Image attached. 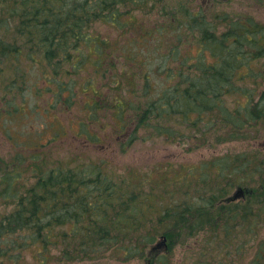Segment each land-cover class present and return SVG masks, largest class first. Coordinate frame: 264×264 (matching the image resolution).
I'll use <instances>...</instances> for the list:
<instances>
[{"label":"trees","instance_id":"16d2710c","mask_svg":"<svg viewBox=\"0 0 264 264\" xmlns=\"http://www.w3.org/2000/svg\"><path fill=\"white\" fill-rule=\"evenodd\" d=\"M129 10L154 13L161 20L153 29L166 38H159L163 46L154 54L160 62L157 70L152 67L156 58L137 57L141 71L126 80L134 98L104 103L114 125L121 129L130 118L137 119L136 131L144 128L145 138H160L170 145L193 140H201V146L209 141L220 145L260 138L264 25L244 15L214 12L199 0L195 8L187 0H0V65L6 64L5 58L15 60L6 86L17 87L19 78L23 80L16 61L24 57L42 70L52 69L53 76L44 74L43 81L47 91L55 88L56 100L63 99L62 92H67L66 101L74 100V77L80 69L90 66L97 72L105 64L101 39L95 38L84 55L82 38L89 43L85 28L97 21L114 23ZM219 19L220 27L215 24ZM176 30L182 35L170 40ZM191 45L195 53L189 51ZM69 58H73L71 69L66 70L63 64ZM114 72L111 86L117 91L120 77ZM64 76H70V82L63 83ZM248 82L250 89L242 88ZM242 96L244 100L239 99ZM98 104L82 117L85 132L86 123L103 125L97 115L103 106ZM88 139L95 143L97 135ZM69 160L39 175L29 196L21 193L23 186L18 184L21 168L12 163L0 167V192L15 198L16 206L14 212L0 216V264L136 260L170 264L166 254L175 233L201 243L193 264H264L262 150H243L197 168L176 169L174 177L182 175L181 180L166 181L161 193L162 183L155 189L152 180L145 185L135 178L109 175L103 170L104 160ZM233 190V195L241 191V196L227 198ZM162 236L170 243L167 251L159 245ZM107 253L111 259L102 262Z\"/></svg>","mask_w":264,"mask_h":264},{"label":"rangeland","instance_id":"374dc122","mask_svg":"<svg viewBox=\"0 0 264 264\" xmlns=\"http://www.w3.org/2000/svg\"><path fill=\"white\" fill-rule=\"evenodd\" d=\"M197 1L187 0V3L195 8ZM199 2L203 6L209 5L214 12L226 11L232 17L244 15L264 25V0H199ZM160 20L152 12L129 10L127 14L121 12L114 23L97 21L85 28L84 34L88 36L89 43H85L82 38L81 46L84 55H87L92 48L95 38L101 39L105 41L103 51L106 53L102 55L105 64L98 72L90 66L80 69L78 75L74 77L76 82L73 90L74 100L66 101L67 92H62V100H56L55 88H51L52 92L47 91V86L43 81L44 74L52 75V69L45 67L42 70L40 66L24 57L16 61L19 69L21 68L20 73L23 74V80L19 73L20 81L17 82L19 86L13 88L6 86L14 74L15 60L13 58L4 59L6 64L0 65V167L3 165L6 167L7 164L12 163L19 170L21 168L22 184L20 179L18 180L19 186H23L21 193H27L26 195L29 196L28 192L38 182L39 175L49 171L56 163L62 161L70 163V158L79 157L80 163L84 159L93 162L104 160L106 169L103 167V170L109 175L115 178L120 175L135 178L144 182L145 185L147 181L152 180L151 185L155 189L162 183L159 189L161 193L164 191L166 181L181 180L182 175L174 177L173 174V171L181 167H184V170L185 168L187 170L197 168L208 160L223 159L227 154L243 150L264 152V128L259 132L261 133L260 138L248 139L249 141H232L220 145L209 141V145L201 146L199 144L201 140H193L191 145L180 141L170 145L160 138H145L148 134L144 128L136 131L137 119L133 121L130 118L127 126L121 129L116 124L114 125V120L108 111L109 108L105 110L103 105L111 103V100L116 98L124 97L126 100L134 98L127 89L126 80L131 79L132 73L141 71V64L139 60L137 61V57L142 61L146 57L151 60L156 58L155 53L161 51L163 44L160 43L162 39L159 38H166V36L153 29ZM216 21L215 24L218 27L223 24L220 19ZM149 31L159 40L151 33L148 34ZM181 35L182 31L177 32L176 30L170 33L169 38L172 40L173 37ZM188 48L191 53H195L193 45ZM156 60L152 65L154 70L160 67L159 58L157 57ZM72 61L73 58H69V61L63 64L66 70L71 69ZM261 61H264V57ZM113 72L114 74L117 72L120 77L117 78L119 88L117 91L115 86H111ZM242 74L248 75V72L243 70ZM70 79V76L62 77L63 83L70 82ZM90 83L94 84L90 85ZM87 84L89 86L84 87ZM250 87L249 82L242 85L244 89H250ZM136 88L139 92L140 86ZM10 89H13L12 92L9 91ZM93 89L97 92L96 95ZM239 99L244 100V97H239ZM94 103L103 106L99 111L97 110V115L103 118V125L100 127L97 122L86 123L87 131L85 132L80 129L82 126L80 120L86 121L82 118L87 113L85 105ZM92 134L97 135L95 143L88 139ZM132 137L135 139L133 140ZM196 146L198 147L194 150H188L189 147ZM233 193L234 190L229 192L227 198L232 197ZM14 200L15 198L5 197L0 192V216L14 212L16 209L13 204ZM159 239H162L159 245L167 251L170 243L165 236ZM171 239L173 244H170L166 254L170 264H193L198 261L197 252L201 243L194 244V239L190 237L187 239L186 235L178 236L176 233L175 238L171 235ZM107 259H111L109 253L102 257V262ZM72 264L85 263L74 262ZM130 264L144 263L136 260Z\"/></svg>","mask_w":264,"mask_h":264},{"label":"flooded vegetation","instance_id":"af4514ba","mask_svg":"<svg viewBox=\"0 0 264 264\" xmlns=\"http://www.w3.org/2000/svg\"><path fill=\"white\" fill-rule=\"evenodd\" d=\"M92 91H93L94 94L97 93L94 89H93ZM66 104H67V103H66ZM92 105H93V104L85 105V111H86L87 113L89 112L88 109L90 110V108H91ZM80 124H81V125L83 124V120H80ZM80 129H81V127H80Z\"/></svg>","mask_w":264,"mask_h":264},{"label":"water","instance_id":"95a60500","mask_svg":"<svg viewBox=\"0 0 264 264\" xmlns=\"http://www.w3.org/2000/svg\"><path fill=\"white\" fill-rule=\"evenodd\" d=\"M241 194H242V192L241 191H239V193H235L234 195H233V199H236V198H238V197H240L241 196Z\"/></svg>","mask_w":264,"mask_h":264}]
</instances>
